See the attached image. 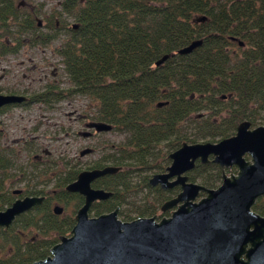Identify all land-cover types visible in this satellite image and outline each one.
<instances>
[{
    "label": "trees",
    "instance_id": "1",
    "mask_svg": "<svg viewBox=\"0 0 264 264\" xmlns=\"http://www.w3.org/2000/svg\"><path fill=\"white\" fill-rule=\"evenodd\" d=\"M20 3L0 0L1 55L17 52L26 35L31 45L49 44L58 38L61 27L66 28L59 25V18L65 15L72 16L77 25L66 28L57 48L67 85L49 82L33 93L31 101L51 104L86 96L93 108L87 116L127 134L111 154L86 167H122L93 182V187L113 194L95 202L90 216L116 206L122 221L154 215L156 207L149 208L145 201L137 206L133 219L123 207L127 202L132 205L128 200L134 172H162L169 165L168 155L182 142H217L235 134L243 120L252 126L260 124L259 112H264V0H61L58 9H51L44 19L45 26L54 29L50 37L42 36L32 15L21 12ZM34 12L42 15L40 9ZM198 39L202 43L192 51L177 53ZM164 55L170 56L156 65ZM159 102L164 104L158 106ZM193 117L195 132L190 138L183 126ZM10 151L0 150V184L7 169L13 167ZM79 171L71 166L56 182L61 198L75 200L76 207L83 198L66 192L64 186ZM219 176V168L212 163H196L188 173L190 181L206 188L215 187ZM148 179L145 174L141 186L155 192L157 204L178 191L151 187ZM1 197L0 208L12 201L5 192ZM159 213L169 216L167 211ZM73 215L64 219L48 216L44 226L38 220L29 224L44 234L54 231L60 236L75 224ZM56 235L30 243L25 254L10 257L7 264H31L46 258L58 241Z\"/></svg>",
    "mask_w": 264,
    "mask_h": 264
},
{
    "label": "water",
    "instance_id": "2",
    "mask_svg": "<svg viewBox=\"0 0 264 264\" xmlns=\"http://www.w3.org/2000/svg\"><path fill=\"white\" fill-rule=\"evenodd\" d=\"M201 43V39L195 40L177 53L187 54ZM169 56L161 57L156 65ZM26 100L22 95L0 94V108ZM88 128L102 132L109 131L112 126L93 122ZM90 151L87 148L80 154L83 156ZM246 152L251 155L250 161L244 159ZM168 158L169 165L162 172L152 174L148 183L161 190L180 188L174 197L160 205L159 211H169V216L157 219L154 214L122 221L118 207L90 216L94 202L109 199L113 194L94 188L93 181L116 174L122 167L106 165L84 169L65 187L67 192L78 193L84 198L74 215L75 224L69 235L58 236V241L49 249L50 254L31 264H264V253L260 250L264 247V239L262 246L252 241V246L243 250L246 240L260 237L259 227L254 232H249V227L255 228L258 221L264 223V219L250 211L255 199L264 194V126L252 128L250 121L243 120L237 125L235 134L217 142H182ZM197 161L201 164L213 162L222 169L235 164L238 170L236 175L229 177L223 174L221 184L210 189L189 180L187 173L194 169ZM201 191L205 195L196 200ZM41 202L39 197L15 200L0 210V225L8 228L17 215ZM53 211L60 214L62 208L56 205ZM243 253L247 261H242Z\"/></svg>",
    "mask_w": 264,
    "mask_h": 264
},
{
    "label": "rangeland",
    "instance_id": "3",
    "mask_svg": "<svg viewBox=\"0 0 264 264\" xmlns=\"http://www.w3.org/2000/svg\"><path fill=\"white\" fill-rule=\"evenodd\" d=\"M20 2L27 4V11L31 10L33 12L40 9L42 15H45L49 9H58L61 0H20ZM42 15L38 14L37 17L41 19ZM63 17L59 18V21H62L59 23L60 26L63 24L67 28L72 23L76 24L72 16L65 15ZM66 28L61 27L58 38L47 45H31L27 40L29 35H26L17 53L0 54V93L23 90L28 94H33L49 82L66 86L67 79L62 70L61 57L57 53V48L66 36L65 32L68 30ZM91 104L92 102L88 97L76 95L51 104L35 103L28 107H8L0 113V150L7 146V149L11 150L9 157L13 158L12 161L14 162V166L6 171L8 174L6 183H8L10 191L18 187L17 183L25 180V177L34 184L36 180L32 176L35 171L30 165L36 159L34 157L40 155L37 159H43L40 161L41 163L45 162L51 165L50 167H55V164H57L58 167L53 172H49L52 179L44 184V189L50 193L56 191V196L62 197L60 188L55 185L58 180L57 175L59 174L60 165L67 161L70 166L72 165L80 170L87 169L86 167L92 164L93 161L99 159L102 155L111 154L112 150L117 149L118 144L125 141L127 134L113 129L91 137L82 135L87 130L89 131L87 126H84V118L87 113L93 110ZM259 114L258 120L261 124L264 112L260 111ZM195 119L193 117V119L186 121L183 126L186 135L190 138H193L195 132L193 128L196 123ZM86 148H91V152L81 156L80 152ZM138 171L140 172L132 174L130 181L132 193L128 201L132 202V205L127 202L123 204V207L130 210V218L133 219L138 214L135 211L137 206L145 201L149 208L156 207L155 214L158 216L157 219H160L162 213H159L158 209L160 203L157 204L154 199L155 192H148L146 187L141 186V178L145 174H149L150 177L153 172L145 171V169ZM38 188H41L40 184ZM60 204H64V210L60 216H57L58 219L61 217L64 219L75 214L74 212L77 209L75 200L68 198ZM47 210H50L49 206L43 207L38 213H35L38 214V221L41 220L40 217H43L42 221L48 220ZM32 217V215L24 217L20 227L15 228L13 226L10 231L11 239L18 236L15 235L17 229L20 231H18L19 235L23 238L18 236L19 241L22 242L31 241L33 237H39L38 240L41 241L52 239L56 235L54 231L44 234V230L39 232V229L35 226H25L30 220L33 221ZM64 235L68 236L69 232ZM56 236L58 240V235Z\"/></svg>",
    "mask_w": 264,
    "mask_h": 264
},
{
    "label": "flooded vegetation",
    "instance_id": "4",
    "mask_svg": "<svg viewBox=\"0 0 264 264\" xmlns=\"http://www.w3.org/2000/svg\"><path fill=\"white\" fill-rule=\"evenodd\" d=\"M26 6H27V4H25V3L22 4V2L18 5V7L20 8V10H21L22 13H27L28 14V12H29V14L32 15V17L34 19L33 21L36 23L35 24V28H39L38 30L42 34L43 37H46V36L47 37H50V36H52L53 31H54L53 27L52 26H49V25L46 27L45 24H44V19H45V17H48L50 15L51 10L50 9L47 10L46 15L45 16L42 15V18L40 19V18L37 17V15H35V12L34 11L33 12L31 10L27 11L26 10ZM27 40L30 42V38H27ZM19 49H18V51H19ZM17 52H15V53H17ZM36 92H38V91H36ZM0 94H17V95L25 96L27 98L26 101H22L20 103H10V104L4 105L2 108H0V113L5 108H8V107H28V106H31L32 104L38 103V102L31 101L30 98H31V96L33 94H28L27 92H25L23 90L6 91V92L0 93ZM84 119H85L84 126H87V128L89 127V125L91 123H93V122H99L98 120L92 119V118H90V116L88 117L87 115H85V118ZM258 126H264V124H259L257 126H252V124H251V127L252 128L258 127ZM88 129H89V131L87 130V134H84L83 133L82 134L83 136H85V137H91V136H93L95 134H99V133H103V132H109V131L112 130V128H111L109 131L96 132L93 128H88ZM7 148H8L7 146H4L3 149H1V150H3V151L4 150L5 151H10V149H7ZM89 149L92 150L91 148H89ZM39 156L40 155H36L34 157V159L35 158L36 159L34 160V162L32 163V165H30V166H32V168L35 171V174L32 176V178H34V180H36L34 182V184H33V182H31V180H28L25 177V180H22V181H19L18 180L19 181L17 183V186L18 187L14 188L13 190L10 191L9 185H8V183H6V180L8 178L7 172L5 173V175L3 177V180H2V183L0 184V199H2L1 196L3 195L4 192H5V194L7 193V194H9V196L10 195L12 196L11 203H6L5 205H8V206H3L2 208H0V210H3L5 208L9 207L17 199H21L22 200V199H24L26 197H39V198H42V202L40 204L33 205L30 209L26 210L25 212H22L20 215H17L15 217V219H14V222L8 228H6L5 226L0 225V264H7V260L10 257H12V256H15L17 254H20V255L25 254L27 252V250H28V247H29V244L30 243L37 244L38 242L41 241L40 239L38 240L39 237H37V238L36 237H33V240H31V241H24V242L19 241L18 236L21 237V238H22V236L19 235V233H18L19 230L18 229L15 232V235H18V236H15V237H13L11 239V237H10V231L13 229V226H15V228L16 227H20L21 226V223H22L21 222L22 219L24 217H27V216H30V215L33 216L32 217L33 218V221L37 220L38 214H35V213L36 212L38 213L41 210V208L46 207V206H49L50 207V210L49 211L47 210L48 215L50 217H52V215H55V216H58L59 215L60 216V214L64 210V204L61 205L60 203L61 202L63 203V201H65L67 199H64V198H61L59 196H56V194H55L56 191H52V193H50L49 191H47V190L44 189V184H46L48 180L52 179V177L49 176V172H53L54 169H58L57 164H55V162H53V164H55V167H50L51 165H48L45 162L41 163L40 161H42L43 159H37ZM211 158L212 157H210V159ZM244 159L246 161H250L251 160V155L248 152H246L244 154ZM12 160H13V158H10L9 159V162L12 163V165L14 166V162ZM196 163H199V162L197 161ZM209 163H212V164L216 165L219 168V170H220V176H219V181H218L217 185L215 187H213V188H210V189H216L221 184V182L223 180V174H225L226 176L229 177L230 175H236L237 170H238V167L235 164H233V165H231L229 167H225L224 169H222L216 163H213V162H209ZM71 166L69 165V163L67 161H65L62 165H60L59 174L57 175V179H58L57 182L59 181L60 178H62V176L64 175V172L65 171H68V169ZM15 167H17V166H15ZM18 167L20 168V166H18ZM8 170L9 169H7V171ZM19 170H22V169H19ZM82 170H84V169H82ZM82 170H80V171H82ZM78 173H77V175H78ZM77 175H76V177H77ZM69 183H67V184H69ZM39 184L41 185V188H38V185ZM55 185L57 186V183L56 182H55ZM66 185L64 186V190H65ZM92 186H93V183H92ZM172 189H178L177 193L180 191V188L178 186H175ZM172 189H169V190H172ZM164 191H166V190H164ZM68 193H71V192H68ZM75 194H78V193H75ZM78 195H80V194H78ZM204 195H205L204 191H201L199 193V195H198V197H197L196 200H199ZM81 197L83 198V196H81ZM83 201H84V198H83ZM102 201H105V200H102ZM96 202H101V201H96ZM94 203H93V205H94ZM82 204H83V202H82ZM56 205H58V206H60L62 208V212L60 214H55L54 211H53L54 206H56ZM79 207H77V209ZM77 209L75 210L74 213H76ZM250 211H251V213H253L256 216H258L259 218L264 219V194L258 196L255 199L254 203L250 207ZM167 212H169V211H167ZM118 213H119V208H118ZM235 216H237V215H235ZM73 218H74V216H73ZM40 219H41L40 220V223L42 224V226H44V221H42L43 220V217H40ZM59 219H62V217L59 218ZM234 219H236V217H234ZM29 222H32V221L30 220ZM29 222H27L25 224V226L30 225ZM244 223H245V221H244ZM261 224L264 225L263 222L260 223V221H258V222H256V224H254L255 225V228H253L252 225L249 227V232H254L255 229L259 227L258 228L259 230H258L257 234H259L260 237H258V238L256 237V240H246L245 246L243 248L244 251H247L252 246V244H253L254 241H257L258 243H261V246H262V240L264 239L263 238V236H264V228L261 229ZM39 232H40V229H39ZM8 246H9V248H8ZM262 247H260V250L262 252L261 254L264 253V247L263 248ZM49 254H50V252L47 253L45 257H47ZM241 259H242V261H247L246 256H245V253L241 254Z\"/></svg>",
    "mask_w": 264,
    "mask_h": 264
},
{
    "label": "bare ground",
    "instance_id": "5",
    "mask_svg": "<svg viewBox=\"0 0 264 264\" xmlns=\"http://www.w3.org/2000/svg\"><path fill=\"white\" fill-rule=\"evenodd\" d=\"M119 216V215H118Z\"/></svg>",
    "mask_w": 264,
    "mask_h": 264
}]
</instances>
